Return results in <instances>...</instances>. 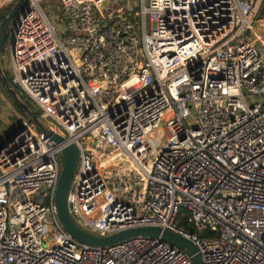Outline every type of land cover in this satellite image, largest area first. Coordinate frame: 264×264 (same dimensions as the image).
Instances as JSON below:
<instances>
[{"label": "built area", "instance_id": "1", "mask_svg": "<svg viewBox=\"0 0 264 264\" xmlns=\"http://www.w3.org/2000/svg\"><path fill=\"white\" fill-rule=\"evenodd\" d=\"M44 1L26 4L9 81L63 142L23 115L0 140V264H194L161 239L98 248L67 233L70 146L81 230L159 228L203 264H264V0H54L51 17Z\"/></svg>", "mask_w": 264, "mask_h": 264}, {"label": "water", "instance_id": "2", "mask_svg": "<svg viewBox=\"0 0 264 264\" xmlns=\"http://www.w3.org/2000/svg\"><path fill=\"white\" fill-rule=\"evenodd\" d=\"M116 1L120 2L121 0ZM27 2L28 0H18L9 14L0 22V84L11 98L13 104L23 114V116L28 118L30 122L34 123L46 138H51L56 143H61L63 142V139L53 134V132L42 122L35 111L30 107V105L23 99L19 91L9 81V77L2 62L10 25L22 9L25 8V12L23 13L22 17H24L28 12V8L26 6ZM16 29L17 26L15 28L14 34L16 33ZM14 34L11 42V48H13L14 44ZM62 158L64 160V168L57 187L56 207L59 219L64 229L75 240L92 247L107 248L117 245L127 239L140 236L151 237L161 239L162 241L169 243L174 247L186 250L193 257L194 264H203L197 248L191 242L183 239L176 234L170 233L168 231H162L159 228H135L120 232L119 234L107 238H100L94 234L81 230L73 220L68 206V196L70 193L74 174L78 166L79 151L75 146H70L66 149L65 153L62 155ZM193 232L194 230L190 229V233Z\"/></svg>", "mask_w": 264, "mask_h": 264}, {"label": "rangeland", "instance_id": "3", "mask_svg": "<svg viewBox=\"0 0 264 264\" xmlns=\"http://www.w3.org/2000/svg\"><path fill=\"white\" fill-rule=\"evenodd\" d=\"M53 2L54 0H46L42 2V8L44 12L50 17L53 13V11H51L50 9L54 5ZM120 4L122 6L127 5V6H132L134 8L135 4L136 5L141 4V0H127L126 2ZM110 5L114 6V4H111V2H107L106 6H110ZM24 12H25V8L19 12V14L15 17V19L10 25L9 33L7 36V44L2 58L3 66L10 81H12L13 78V74L11 71V42L15 28ZM255 32L260 35L263 34V31L260 30L259 28H255ZM16 89L18 90L17 86ZM29 105L32 107V109H34L30 103ZM22 115L23 114L21 112H18L16 110L15 106L13 105V102L8 97L5 96L4 92L2 91V88L0 87V140L7 137L10 138L13 135V134L12 135L9 134L20 126L21 124L20 120L22 118Z\"/></svg>", "mask_w": 264, "mask_h": 264}, {"label": "trees", "instance_id": "4", "mask_svg": "<svg viewBox=\"0 0 264 264\" xmlns=\"http://www.w3.org/2000/svg\"><path fill=\"white\" fill-rule=\"evenodd\" d=\"M14 6V5H13ZM13 6H11L10 8H8L7 10H5L4 12H2V14L0 15V22L9 14V12L11 11V9L13 8ZM0 87L2 88V91L4 92V94H5V96L6 97H8L10 100H11V98L9 97V95L6 93V91H5V89L1 86V84H0ZM24 99V98H23ZM25 100V99H24ZM12 101V100H11ZM29 104V103H28ZM14 105V104H13ZM15 106V105H14ZM31 107V106H30ZM15 108H16V110L18 111V112H20L19 111V109L15 106ZM32 108V107H31ZM19 131V127L17 128V129H15V130H13L9 135H14V134H16L17 132ZM181 225H184V220H182V222H181Z\"/></svg>", "mask_w": 264, "mask_h": 264}]
</instances>
